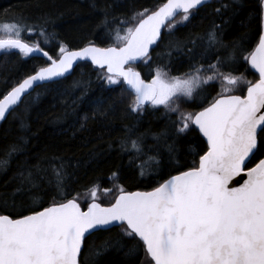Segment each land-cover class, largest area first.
<instances>
[{
    "label": "snow or ice",
    "instance_id": "1",
    "mask_svg": "<svg viewBox=\"0 0 264 264\" xmlns=\"http://www.w3.org/2000/svg\"><path fill=\"white\" fill-rule=\"evenodd\" d=\"M205 2L164 0L154 10L145 8L135 13L131 18L135 23L126 27L123 35L119 29L116 31V45L97 47L89 41L79 50H70L61 43L55 58L39 43L29 44L22 39V32H32L33 28L20 23L0 26V30L10 34L0 38V50L16 49L24 57L41 55L49 61L0 99V121L38 82L62 77L77 60L89 59L98 68L106 69L101 76L108 84L116 85L122 80L134 93L129 105L132 113H142L146 103L152 107L163 105L179 113L177 120L172 121L177 137L195 126L206 138V150L193 166L164 179L151 191L118 187L114 202L106 207L97 202L95 187L86 210L77 197L67 198L61 163L53 169L59 199L54 196L44 207L36 197L33 204L39 201L40 206L25 209L28 214H0V264H98V258L110 249H126L125 256H138L140 248L129 246L128 240L142 245L143 259L139 264H264V32L255 49L241 57L240 46L235 42L226 45L219 26H214L204 37L193 38L189 43L195 47L200 40L201 60L211 54L215 62H209L206 68L193 64L192 70L182 77H169L158 68L146 82L134 67L139 61L147 63L151 59L154 46L162 38V29L171 32L177 23L189 21L193 10ZM261 5L264 7V0ZM180 13V20L176 21ZM108 25L105 13L101 27ZM38 35L45 43L54 38L42 26ZM221 48L230 50L223 56L216 55ZM238 58L259 74L255 82L243 81L246 95L229 94L242 77L221 70ZM217 79L228 87L207 106L196 112L180 110L176 102L181 97L191 99L197 90L211 86ZM167 137L168 132L163 131L153 138L159 144ZM143 141V135L136 139L128 135L121 140V146L128 150L130 144L131 150L139 154L143 152ZM164 146L170 158H175L174 144ZM20 150V145H11L7 155ZM6 164L7 160H0V166ZM242 176L246 179L241 183L237 178ZM24 181L34 183L33 174L29 172ZM110 191L105 189V194ZM113 227L120 228L115 237L89 247L90 236Z\"/></svg>",
    "mask_w": 264,
    "mask_h": 264
},
{
    "label": "trees",
    "instance_id": "2",
    "mask_svg": "<svg viewBox=\"0 0 264 264\" xmlns=\"http://www.w3.org/2000/svg\"><path fill=\"white\" fill-rule=\"evenodd\" d=\"M164 0H0V26L3 23H20L31 27L32 32H22V38L37 40L41 47L54 57L63 43L69 49L92 43L107 46L117 44L116 31L124 34L126 27L135 21L133 15L145 8L154 10ZM226 6V7H225ZM219 9V12L216 10ZM107 13L109 25L101 27ZM182 13L175 17L180 20ZM126 20L127 24L122 21ZM46 21V23H45ZM261 0H211L193 10L189 21L177 23L169 32L163 30L158 46H154L151 59L134 66L145 78L155 76L159 68L169 77L183 76L192 65L214 63V55L201 60L203 44L197 40L193 47L190 40L204 37L214 26H219L221 39L226 45L235 42L241 57L247 56L256 45L261 32ZM52 34L48 43L39 36L40 27ZM192 49V52H189ZM230 50V49H228ZM218 49L216 55H225ZM39 56L24 57L16 49L0 50V98L25 76L48 63ZM225 73L242 77L232 92L246 88L244 80L256 81L258 74L247 61L238 58L221 69ZM100 69L90 61H80L70 74L38 85L12 109L0 124V213L27 214L25 209L39 207L33 198L48 206L54 196L59 199L54 168L62 163L64 188L67 198L77 197L83 208L91 198V189H97L98 200L110 203L118 187L125 190L150 189L170 175L193 166L206 150V141L192 127L177 137L172 121L179 113L163 105L144 106L142 113H132L130 102L133 93L123 81L110 85L102 78ZM228 87L217 79L211 86L197 90L191 99L181 97L176 103L183 112H196ZM176 105H173L175 107ZM131 129V133L128 130ZM168 132L158 144L153 138ZM143 135V152L137 154L121 146V140ZM174 144L177 152L170 158L164 144ZM11 145L21 150L7 155ZM157 148L159 154H157ZM159 161V163H157ZM31 172L34 183L24 181ZM113 173H117L113 176ZM143 173V174H141ZM105 189L111 191L105 194ZM120 228L97 232L88 239V245H99L115 237ZM129 246L140 248L138 256H125L126 249H110L98 258V264H139L143 259L142 245L127 241Z\"/></svg>",
    "mask_w": 264,
    "mask_h": 264
},
{
    "label": "water",
    "instance_id": "3",
    "mask_svg": "<svg viewBox=\"0 0 264 264\" xmlns=\"http://www.w3.org/2000/svg\"><path fill=\"white\" fill-rule=\"evenodd\" d=\"M209 1H211V0H206V2H209ZM205 2V3H206ZM261 16H262V23H261V26H262V28H261V32H260V34L262 33V32H264V7H262V5H261ZM162 32H163V29H162ZM2 38H7V37H2ZM25 42H27V41H25ZM258 42V41H257ZM27 43H29V42H27ZM29 44H31V43H29ZM95 44V43H94ZM257 44V43H256ZM87 45V44H86ZM86 45H84V46H86ZM97 47H109V46H114V45H108V46H102V45H98V44H95ZM84 46H81V47H78V48H73V49H70V50H79L80 48H82V47H84ZM255 47H256V45L254 46V48L252 49V51L255 49ZM47 51V50H46ZM37 56H40V57H43V56H41V55H37ZM55 58V57H54ZM80 61H90L91 62V60H89V59H84V60H77L74 64H73V67H72V69H70V71L69 72H67V73H65L64 74V76H66V75H68L73 69H74V67L80 62ZM92 63V62H91ZM138 63V62H137ZM250 65V64H249ZM45 66H47V64L45 65ZM96 66V65H95ZM251 67V66H250ZM252 69V68H251ZM106 70V69H105ZM135 70L136 71H139L140 73H141V77L146 81V82H150V80L152 79H145V77L143 76V73L141 72V70L140 69H137V68H135ZM253 71H255V69H252ZM35 72V71H34ZM34 72H32L31 74H29V75H33L34 74ZM256 72V71H255ZM257 73V72H256ZM258 74V73H257ZM29 75H27V76H29ZM27 76H25L23 79H25ZM63 77V76H62ZM58 78H60V77H58ZM58 78H54V79H58ZM258 78H259V74H258ZM23 79H21L19 82H22V80ZM53 79V80H54ZM258 80V79H257ZM18 82V83H19ZM45 82H47V81H45ZM18 83H16L14 86H16ZM42 83H44V82H38V85H40V84H42ZM126 85V84H125ZM13 86V87H14ZM37 86H34L33 87V89H30L29 91H28V93L27 94H25L23 97H22V100H23V98L26 96V95H28L31 91H33L35 88H36ZM126 87H127V89H129L128 88V86L126 85ZM12 88H10L8 91H10ZM130 90V89H129ZM7 91V92H8ZM131 91V90H130ZM7 92L4 94V95H6L7 94ZM133 93V92H132ZM134 94V93H133ZM3 95V96H4ZM233 95H240V94H233ZM242 95H246V91H245V93L244 94H242ZM3 96L0 98V99H2L3 98ZM21 100V101H22ZM19 104V103H18ZM146 105H149V103H146L145 104V106ZM17 106V105H16ZM16 106H14L12 109H14ZM11 109V110H12ZM202 109V108H201ZM201 109H199V110H201ZM10 110V111H11ZM198 110V111H199ZM8 114H6V116H7ZM1 122L2 121H0V124H1ZM199 131V130H198ZM201 136H202V134H201ZM203 137V136H202ZM204 138V137H203ZM204 140L206 141V138H204ZM184 170H187V169H184ZM184 170H181V171H184ZM176 174H178V172H176V173H174V174H172V175H176ZM171 176V175H170ZM169 176V177H170ZM169 177H167L166 179H168ZM238 180H240V182L242 183L243 182V179H246V177H238L237 178ZM158 186V185H157ZM156 187V186H155ZM154 188V187H153ZM152 190V188H150V189H133V190H126V191H151ZM72 198V197H71ZM79 202V201H78ZM91 202V201H90ZM89 202V203H90ZM97 202L98 203H101L99 200H97ZM112 202H114V200L112 201ZM80 203V202H79ZM111 203V202H110ZM110 203H107V204H104V203H101L102 204V206H108ZM46 207V206H45ZM81 207H82V205H81ZM87 207V206H86ZM86 207L84 208L85 210H86ZM83 208V207H82ZM0 214H7V213H0ZM28 214V213H27Z\"/></svg>",
    "mask_w": 264,
    "mask_h": 264
},
{
    "label": "rangeland",
    "instance_id": "4",
    "mask_svg": "<svg viewBox=\"0 0 264 264\" xmlns=\"http://www.w3.org/2000/svg\"><path fill=\"white\" fill-rule=\"evenodd\" d=\"M9 35H10L9 33L0 30V37H8Z\"/></svg>",
    "mask_w": 264,
    "mask_h": 264
},
{
    "label": "flooded vegetation",
    "instance_id": "5",
    "mask_svg": "<svg viewBox=\"0 0 264 264\" xmlns=\"http://www.w3.org/2000/svg\"><path fill=\"white\" fill-rule=\"evenodd\" d=\"M246 88L244 89V91H241L240 93L243 94L245 92Z\"/></svg>",
    "mask_w": 264,
    "mask_h": 264
}]
</instances>
